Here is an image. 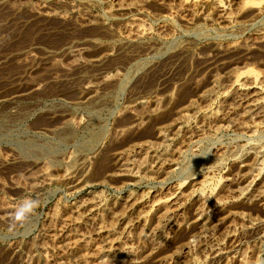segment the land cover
Segmentation results:
<instances>
[{
  "label": "rangeland",
  "instance_id": "rangeland-1",
  "mask_svg": "<svg viewBox=\"0 0 264 264\" xmlns=\"http://www.w3.org/2000/svg\"><path fill=\"white\" fill-rule=\"evenodd\" d=\"M117 4H131V10H107L117 8ZM170 4L166 7L147 0H0V264H46L44 256H48L47 264H93L92 258L81 254L68 256L65 243L69 237L101 241L97 223H104L108 229L106 223L112 216L107 223L109 229L121 232L123 221L117 219L121 210L128 213V195L160 194L186 182L202 167L215 166L206 183L223 198L235 187H223L217 181L224 178L233 156L243 155L251 141L264 148V121L260 122L256 112L245 113L237 99L213 103L224 106L222 112L231 120L228 125L209 123L197 111L205 108L204 97L230 85L231 74L247 68L264 73V19L247 20L229 33L221 31L218 24L194 29L186 22L190 12L179 9L177 0ZM137 27L150 31V38L128 42L126 38ZM215 42L233 44L237 49L216 53ZM184 46L187 51L182 50ZM182 115L191 128H175L182 122ZM249 119L261 126L257 135L241 131L240 125ZM159 128L166 132L163 141L157 137ZM147 145L160 154L167 150L165 155L177 171L139 182L119 178L118 173L126 168L124 158L131 155L140 160ZM141 146L144 149L140 150ZM222 148L227 151L220 163ZM179 153L182 157L176 156ZM254 163L250 161V166ZM231 173L235 179L242 175L237 170ZM64 174L73 178L66 179ZM93 197L109 205L107 212H88L86 205ZM24 198L39 200L40 207L21 225L14 222L13 213ZM241 206L229 218L207 224L205 240L189 249L185 240L188 231L179 233L180 243L176 241L173 247L162 241H169L173 235L174 230L169 228L165 238L140 239L139 230L130 232V244L138 249L161 247L163 264H234L229 257L233 254L207 258L211 248L221 241L235 255L250 256L246 264H264V228L252 234L236 232L234 242L224 239L229 219L239 227L235 220L238 212H244L252 222L264 218V210L253 203ZM196 208L197 204H191L188 212ZM55 213L61 215L58 224L51 221ZM128 214L125 222L134 219ZM76 216L84 221L81 225L76 224ZM191 228L194 235L198 228ZM120 260L110 257L105 263H129ZM141 264L154 262L148 259Z\"/></svg>",
  "mask_w": 264,
  "mask_h": 264
},
{
  "label": "bare ground",
  "instance_id": "bare-ground-1",
  "mask_svg": "<svg viewBox=\"0 0 264 264\" xmlns=\"http://www.w3.org/2000/svg\"><path fill=\"white\" fill-rule=\"evenodd\" d=\"M150 1H155V2H158L160 4L162 3V4L166 5V7H167V5L169 6L171 0H147V2H150ZM177 1H178L179 9H185V10H188L190 12V17L186 18V22H187V24H190L191 26H194L195 27L194 29H196V28H200L201 29V28H204L205 26L206 27L207 26H211V28H212V26H215L216 24H218L219 25L218 28L221 31L229 33L230 31L237 30L235 28L245 24V22L247 20L250 21L251 19H255L254 21H256L257 19H264V0H177ZM117 5H116L117 8L113 9L112 7H110L107 10L110 13H113L114 11H116V12H119V11H121V12L123 11L124 12L125 11L126 12L128 10H131L130 9L131 8V6H130L131 4L130 5L128 4L129 6H127L126 4H123V5L122 4H117ZM141 7H140V9H142ZM74 9H75V7H74ZM142 11H144V10H142ZM165 17L167 18V16H165ZM138 19H141V18H138ZM258 22H259V20H258ZM248 23L249 22H247V24ZM251 24H253V23L251 22ZM242 27H244V26H242ZM129 30H130V28H129ZM155 30H156V28H155ZM156 32H157V30H156ZM127 34H126V36H128ZM150 35H151L150 31L146 30L145 28L137 27L135 33L133 35H131V36H128L126 38V40L128 42L138 43V42L143 41L144 39L150 38ZM158 35H159V38L161 40L165 39L163 34H158ZM173 36H175V35H173ZM216 42L214 44L216 46V49H217L216 53H218V51L224 53V52H229V51H231L234 48L237 49V46H235L233 44H228L226 46H223L222 45L223 43L220 44V43H216ZM181 46H183V45H181ZM187 49L188 48L184 46L182 50L183 51H187ZM179 53H180V51H179ZM221 56H223V55H221ZM237 70H240V69H236V71ZM259 70H260V68H259ZM227 78H228V76H227ZM229 81H230V85H228L226 89L223 87L224 89L221 88L220 91L218 89V91H219L218 93H214L213 95H209L207 97H204L205 98V103H206L205 108L203 110H197L198 114L203 117V118L202 117L201 118L204 119L205 121L209 122V123H212V124H216L217 125V123H224V125L225 124L228 125L230 123L229 121H231V120L229 119V121H228L227 118H229V117L228 116H227V118L225 117V115H226L225 113L226 112H224V114H223L222 111H223V107L224 106H219V105L214 106L213 103H214L215 100L216 101H220L221 103H223V102L226 103V101H228L230 99H235V100L237 99L238 103L240 102L241 105L242 104L244 105L243 108H244V112L245 113L256 112L257 116L261 118L260 122H262V120L264 121V73H258L252 68H247L246 70H243V71L240 70V71H237V72L231 74L229 76ZM216 86L217 85H215V87ZM151 101H153V100H151ZM158 101L159 100H157L156 102H158ZM231 102H230V104H231ZM235 103H237V102H235ZM142 104H143V101H141V100L138 101V105L141 106ZM151 107H153V106H151ZM126 109L128 110V108H126ZM129 109L131 110L132 108L130 107ZM231 109H233V107ZM224 111H226V109ZM192 113H194V112H192ZM227 113H228V111H227ZM244 116H246V115H244ZM250 117L248 116V118H250ZM185 118H186L185 115H182L181 116L182 122L177 124L178 127L175 126V128H177V129H179V128L181 129V127H185V129L186 128H191V125L188 126V124L186 123L187 121H183V120H185ZM236 121H237V119H236ZM239 121L241 122V120H239ZM232 125H234V124H232ZM240 127H241V131H244L245 133H247L250 136H253L254 134L257 135L256 132L262 131L261 126L259 125V123L256 122V121H251V120H250V122L242 123L240 125ZM160 130L162 131V129H160ZM161 131L157 133V137H158L159 140L163 141V140H165L163 137H164L166 132L164 133L162 131L164 133L163 134ZM259 142H262V141L260 140ZM175 143H176V141H175ZM150 144H151V142H150ZM184 148H186V147H184ZM141 149H144V147L141 146L140 150ZM173 149L176 150L175 148H173ZM232 149H234V148H232ZM164 150H166V149H164ZM187 150H189V149L187 148ZM219 151L221 152L219 154L220 155L219 162H220L221 161V156H224V153H226L227 150H226V148L225 149L222 148ZM166 152H167V150H166ZM166 152L164 151L161 154L157 153V151L153 150L151 146L147 145V146H145V152H144L145 154L142 153V157L140 158V160L136 161L137 159L136 158L133 159L132 158L133 156L131 157V155H128L125 158L123 157L124 158V164L126 165V166L125 165L124 166L126 168L123 166V168H125V169L124 170L121 169L122 172L119 169V171L121 173L120 174L118 173L117 176L119 178L123 179L124 181L139 182V181H142V180H145V179H154L158 175L159 176H162V175L167 176L170 173H174V172L177 171L176 167H175V163L174 162L171 163V161L168 160V158L165 155ZM173 152L174 151L170 152V154L173 153ZM182 154L179 153L176 156H179V157L181 156L182 157ZM239 155H240V153H239ZM184 156H186V155H184ZM136 157H138V156H136ZM174 157L175 156H172V159ZM216 157H217V155H216ZM263 158H264V148L261 145H259V143L257 144V143L252 142V141L248 144L247 150H246V152L243 155H241V156H233V158L229 162V170L225 173L224 178L223 179L221 178L219 180L217 179L218 180L217 182H218V184H220V186H223V187L224 186H228V187L232 186V188L235 187L233 192L229 191V194L224 195L225 197L222 196L223 198L220 197L221 193H219V197H220L219 198L212 190H210L212 188H209L208 187L209 185L206 183V180H207L206 178L209 176L210 172L214 169L215 166L202 167V169H200L196 174H194V176L188 178V180L186 182H181L180 184H177V185L173 186V188L172 187L169 188V190L166 191V192H163V193H160V194L158 192V194H155V192H156L155 191L154 194L150 193L148 196H141V197H134L133 195L132 196L128 195L126 197L127 198V202L126 203L128 204V213H131L130 217H132V215H134V219L131 220V221L130 220L127 221V219H126V222H125L124 219L126 218V215H129V214L126 213V212L122 213V210H121L122 214L118 212L120 214V216H119L120 218L117 219V221L118 220L119 221H123L122 222L123 225L121 227V232H116L115 230L109 229L110 223L109 224H107V223L112 219V217H113L112 216L111 219L110 220L108 219L109 221L107 220V223H106V226H108V229L104 228L105 227V226H103L104 223L102 225L97 223V228H98V230H97L98 233L97 234L99 235V237L101 236V239H100L101 241H99V242L91 241V240L90 241L89 240H83V238L78 239L80 237H77V236H76L77 237L76 240H72L71 237L68 238L67 236H65V237L68 238L67 243H65L66 246H67L66 250H68L67 251V255L68 256H71V255L73 256L75 254L76 255L81 254L83 257L92 258L93 259V262H92L93 264H104L105 261L110 259V257L111 258L112 257H116V258L118 257V259H121L122 261L126 260V261L129 262L128 264H130V263H132V264H141L142 262H145L148 259H150V261L154 262V264H163V260H162V258H160V257H162V256H160V253L163 250L161 247L160 248L159 247H156V248H146V247L142 248L141 247V249H138L140 247L136 248L137 246L134 247L133 243L130 244V238H131V237L129 238L130 232H133V231H137L138 232V230H139L138 235H139L140 239H146V238H149L150 236L153 237V238L154 237H159V238L163 237V238H165L164 237L165 236V230H167V228L172 229L174 231L172 233L173 235L170 234L171 235L170 236L171 237L170 240L166 241V238H165L162 241L165 242V244L167 243L166 244L167 246L170 245V246L173 247V246L176 245L175 244L176 241H178L177 239H178L179 233L183 232V231H185V232L188 231L186 233L187 236L185 237V240H186L187 248L189 249L192 245H194V244H196L198 242H201L202 240H205L206 230H207L205 227H206L207 224H210L212 221H213V223H215L214 220H216V219H227V218H229V216L231 214L233 215V213L237 212V209H240L238 206H240V205L243 206V205H248L250 203H253L255 206H257V207L261 208L262 210H264ZM172 159L170 158V160H172ZM250 161L256 162V163H254L255 165L254 166H250ZM252 164H253V162H252ZM181 169H182V167H181ZM215 169H216V167H215ZM236 170L242 172V175L240 176V178H237V179H235L236 177L234 178L231 175L232 174L231 172L236 171ZM67 173L68 172H66V174ZM65 177H66V179H69L71 177L73 178V176H70V175H69V177H67L65 175ZM158 178L160 179V177H158ZM232 188H229V189L233 190ZM93 198L94 199L88 205L85 204L86 207L89 208L88 212L90 214H95V213H98L99 211H101L102 213L107 212L109 205L107 207L105 205L106 203H104V202H103L104 204L98 203L97 202V198H95V197H93ZM124 200H126V199H124ZM191 204H197L198 208H196L194 210L192 209L193 210L192 212H188V209L190 208ZM194 206L196 207V205H194ZM242 206H241V208H243ZM66 208H67V206H66ZM111 209H113V208H111ZM65 211H66V209H65ZM79 211H80V209H79ZM76 212L77 211L75 210V213ZM75 213H72V214H75ZM113 213H114V211H113ZM243 213H239L238 212V214L236 215V218L234 216L235 220L237 219V221L239 222V227H237L235 224L229 222L230 219L227 221V223H226L227 228H226V230L223 233L224 239L225 238H226V240H227V238L231 239V240L234 239L235 235H236V232H243L244 235H245V233L252 234L254 232L261 231V229L264 228V218L263 219L258 218L260 220H258L257 222H252V221H249L248 219H246V217L244 216ZM114 215L116 216V214H114ZM60 216L61 215H59L58 213H55L52 216L51 221H54L56 224H58L57 222H59ZM93 216H95V215H93ZM79 217H81V215H79ZM130 217H129V219H130ZM71 218H73V217H71ZM75 218H78V216H76ZM81 218H83V217H81ZM81 218L77 219V222H76V224L78 223L77 225H81L84 222ZM62 219H63V217H62ZM64 220H66V219H64ZM114 220L116 221V219H114ZM157 220H159V221H157ZM91 221H92V219H91ZM115 221H113V223ZM154 221L158 222V223L156 225H154V223H155ZM119 223L120 222H118V224ZM120 225H121V223H120ZM213 225H215V224H213ZM114 226H115V224H114ZM191 227H193V230H196L198 228L197 232L194 235H191V233L193 232V231L190 230ZM118 228L120 230V227H118ZM122 228H123V230H122ZM207 228H209V226ZM149 231H151V232L148 234L147 232H149ZM263 233H264V231H263ZM65 234H66V232H65ZM166 236L168 237L167 234H166ZM73 237H75V236H73ZM135 237H136V233H135ZM190 237H193V238H190ZM67 238H65V239H67ZM133 240H136V239H134V237H133ZM235 240H236V238H235ZM160 241H161V239H160ZM131 242H133V241H131ZM139 242H138V244H139ZM145 242L146 241L144 240L143 243L145 244ZM177 243H180V242L178 241ZM142 246H143V244H142ZM60 253H62V252H60ZM62 254L64 255V253H62ZM162 254H163V251H162ZM210 254H211V256L209 255L207 258H211V257L212 258H220V257L225 256V255L233 254V255H231L229 257H230L231 263H234V264H246L248 262V261H246V258L250 257V256L247 257L244 254L235 255L233 253V250L227 248L223 243H221V241L217 242L216 246L211 248ZM65 255H66V253H65ZM255 256H256V254H255ZM37 257H38V255H37ZM44 257H46V260H44V262L46 261V264L49 263V262H47L48 261L47 260L48 256H44ZM254 257H252V258L254 259ZM92 259H91V261H92ZM54 261H56V260L54 259ZM89 261H90V259H89ZM253 261H255V260H253ZM65 263H67V260L65 261ZM122 263H124V262H122ZM190 264H196V263L190 262Z\"/></svg>",
  "mask_w": 264,
  "mask_h": 264
},
{
  "label": "clouds",
  "instance_id": "clouds-1",
  "mask_svg": "<svg viewBox=\"0 0 264 264\" xmlns=\"http://www.w3.org/2000/svg\"><path fill=\"white\" fill-rule=\"evenodd\" d=\"M40 207V201L32 198H24L13 213V220L21 225L27 223Z\"/></svg>",
  "mask_w": 264,
  "mask_h": 264
}]
</instances>
